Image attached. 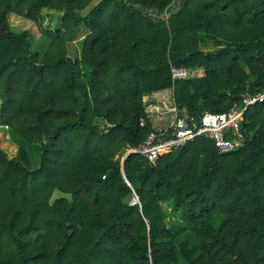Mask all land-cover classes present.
I'll use <instances>...</instances> for the list:
<instances>
[{"label":"trees","instance_id":"obj_1","mask_svg":"<svg viewBox=\"0 0 264 264\" xmlns=\"http://www.w3.org/2000/svg\"><path fill=\"white\" fill-rule=\"evenodd\" d=\"M167 88L193 116L264 90V0H0V264H264V102L231 151L123 161Z\"/></svg>","mask_w":264,"mask_h":264},{"label":"built area","instance_id":"obj_2","mask_svg":"<svg viewBox=\"0 0 264 264\" xmlns=\"http://www.w3.org/2000/svg\"><path fill=\"white\" fill-rule=\"evenodd\" d=\"M190 73L186 67H172L174 80L187 78ZM241 97L242 106L235 105L224 112L205 110L197 116L181 113L173 97L168 109L173 113L171 123L166 127H157L153 124L155 129L142 142L137 145L126 144L123 157L125 158L131 153H139L150 161H155L160 155L202 136L211 138L221 152L235 149L242 145L248 137L246 128L242 126L244 113L249 106L264 102V90L255 93L246 91L241 94ZM155 103L150 104L146 109L150 119L155 111L159 112V108L155 107L157 105L154 106ZM145 123V119H142L141 124ZM136 202H138V198L134 197L131 203Z\"/></svg>","mask_w":264,"mask_h":264},{"label":"rangeland","instance_id":"obj_3","mask_svg":"<svg viewBox=\"0 0 264 264\" xmlns=\"http://www.w3.org/2000/svg\"><path fill=\"white\" fill-rule=\"evenodd\" d=\"M9 23L12 29L16 32L28 31L33 37L34 47L42 52L45 50L49 39H47V37L38 29V27L34 25L32 21L16 14H10ZM46 23L49 27L55 29L59 25V19L55 16L47 17ZM85 34L86 32L79 33L77 36V41L73 44H70V49L72 52H79L80 41ZM203 45L207 49H213L217 47L218 44L216 41L206 38L203 40ZM195 73L198 75H203V71L201 69L197 70ZM152 95L157 99V102L154 104V106L157 105L155 107L159 108V112L155 111L154 115L152 116V122L153 124L157 125V127H166L169 125V123H171L173 118V113L168 109L171 106L172 99L174 97V91L172 89H168L154 92ZM182 113L185 114L186 112ZM59 194V192L56 193V195Z\"/></svg>","mask_w":264,"mask_h":264},{"label":"crops","instance_id":"obj_4","mask_svg":"<svg viewBox=\"0 0 264 264\" xmlns=\"http://www.w3.org/2000/svg\"><path fill=\"white\" fill-rule=\"evenodd\" d=\"M168 89H172L173 90V88H167V89H161V90H158V91H164V90H168ZM158 91H156V92H158Z\"/></svg>","mask_w":264,"mask_h":264},{"label":"water","instance_id":"obj_5","mask_svg":"<svg viewBox=\"0 0 264 264\" xmlns=\"http://www.w3.org/2000/svg\"><path fill=\"white\" fill-rule=\"evenodd\" d=\"M157 11H158V9H157ZM126 157H127V156H126ZM126 157H125V158H126ZM125 158H124V159H125ZM124 159H123V161H124ZM123 163H124V162H123Z\"/></svg>","mask_w":264,"mask_h":264}]
</instances>
